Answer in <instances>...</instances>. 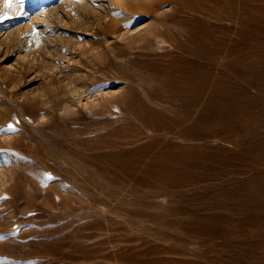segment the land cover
<instances>
[{"label": "rangeland", "instance_id": "rangeland-1", "mask_svg": "<svg viewBox=\"0 0 264 264\" xmlns=\"http://www.w3.org/2000/svg\"><path fill=\"white\" fill-rule=\"evenodd\" d=\"M152 1L0 0V264H264V0Z\"/></svg>", "mask_w": 264, "mask_h": 264}, {"label": "snow or ice", "instance_id": "snow-or-ice-1", "mask_svg": "<svg viewBox=\"0 0 264 264\" xmlns=\"http://www.w3.org/2000/svg\"><path fill=\"white\" fill-rule=\"evenodd\" d=\"M25 3H26V0H16V4L14 5V4H12L10 2V0H4L3 7L5 9H9V10H14L16 7H19L21 10H23L24 6H25ZM19 14L24 15L25 13L23 11H21ZM7 16H8V12L7 11L0 12V21H2L4 18H7ZM25 35H27V34H25ZM33 35H37L36 46L39 47L40 41H39V38H38V34L33 32ZM5 131H13L14 132L15 128L11 124H9L7 126V128H0V133L5 132ZM0 151H4V150L0 149ZM46 178L47 179H52V177L50 175H48ZM0 199H7V197L6 196L0 197Z\"/></svg>", "mask_w": 264, "mask_h": 264}, {"label": "bare ground", "instance_id": "bare-ground-1", "mask_svg": "<svg viewBox=\"0 0 264 264\" xmlns=\"http://www.w3.org/2000/svg\"><path fill=\"white\" fill-rule=\"evenodd\" d=\"M152 1V0H151ZM158 2H159V0H154V1H152L151 2V4H145V6H150L151 7V9H155V7H157L158 6ZM129 3V2H128ZM136 3V2H135ZM130 4V3H129ZM137 4V3H136ZM135 4V5H136ZM142 4V3H141ZM125 6V5H124ZM133 6V5H132ZM138 6V5H137ZM140 6V5H139ZM143 6V5H142ZM141 8V7H140ZM128 9H130V8H128ZM131 10V9H130ZM150 10V9H149ZM116 24V23H115ZM67 91V90H66ZM76 95V94H75ZM72 102V101H71ZM70 104V103H69ZM69 111V110H68ZM35 149V148H34Z\"/></svg>", "mask_w": 264, "mask_h": 264}]
</instances>
